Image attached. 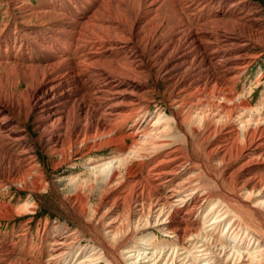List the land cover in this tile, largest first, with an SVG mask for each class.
Here are the masks:
<instances>
[{
    "label": "bare ground",
    "instance_id": "bare-ground-1",
    "mask_svg": "<svg viewBox=\"0 0 264 264\" xmlns=\"http://www.w3.org/2000/svg\"><path fill=\"white\" fill-rule=\"evenodd\" d=\"M34 1L0 0V188L43 185L39 147L55 169L115 151L89 171L88 192L66 199L83 214L100 190L98 244L79 247L74 229L52 230L47 264H264V235L239 210L264 230V105L254 110L251 88L237 89L262 54L253 48L264 49L258 5ZM159 92L173 123L158 109L127 131ZM174 132L183 137L171 145ZM10 203L0 198V219ZM6 247L0 264H28Z\"/></svg>",
    "mask_w": 264,
    "mask_h": 264
},
{
    "label": "rangeland",
    "instance_id": "rangeland-1",
    "mask_svg": "<svg viewBox=\"0 0 264 264\" xmlns=\"http://www.w3.org/2000/svg\"><path fill=\"white\" fill-rule=\"evenodd\" d=\"M31 1L35 4L34 0ZM252 1L258 5L262 11V15H264V0ZM253 51L262 54L241 75L242 77L237 84V89L238 94H243L247 89L251 88L252 92L250 97L252 100H250V103L251 107L256 110L264 105V49L256 46L253 48ZM257 76L262 77L258 83H255ZM161 89L162 86L159 87V91ZM159 94L160 92L153 94L155 103L149 106L144 113L145 115L137 123H129L127 125V131L138 132V126L140 127L147 123L149 118L153 117L158 109H165L166 117L173 123L170 109L162 99L161 94ZM155 123L156 118L151 119L148 125L152 127ZM161 123H164V121ZM29 129L30 131L32 129V125L30 124ZM31 133L32 135L34 134V132ZM182 137V133H172V137H170L172 141L171 145L179 142ZM190 137L193 142L189 148L190 152H199L197 138L191 134ZM127 143H130V141L127 140ZM184 150H187V148L184 147ZM114 153V147L104 148L85 156H75L72 163L55 169L52 167L51 161L39 147L36 154L39 159V164L44 168L45 181L43 185L34 191L17 189L14 185L0 188V198H3V200L9 203L11 202L10 205L14 210L12 214L0 219V243L7 246V251L12 253L14 259L22 260L28 264H47L46 259L49 257L47 250L51 242L52 230L64 231L74 229L78 238L77 245L79 247L86 246L88 248L98 244V237L96 236L97 229L94 225V209L99 202L100 190L94 188L89 193V199L87 198L85 205V214H79L78 211L70 208L66 199L69 195H73L76 190L81 191L84 188V192H88L89 189L86 186L83 187V182L84 184L86 182L88 184L92 181L93 175L89 171L95 165L106 164L113 160ZM147 158L142 157L141 160L145 161ZM76 176H79L81 180L78 186L75 182L68 180ZM225 186L229 187L228 184H225ZM25 204H27V207ZM239 210L242 211L250 225H253L264 235V230L248 215L245 208L241 207ZM156 235L159 239L162 238L160 233L156 232Z\"/></svg>",
    "mask_w": 264,
    "mask_h": 264
}]
</instances>
